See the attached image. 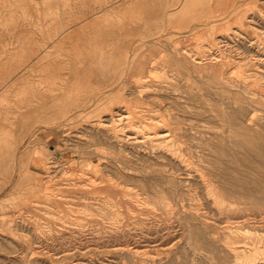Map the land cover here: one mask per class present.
<instances>
[{"label":"rangeland","instance_id":"obj_1","mask_svg":"<svg viewBox=\"0 0 264 264\" xmlns=\"http://www.w3.org/2000/svg\"><path fill=\"white\" fill-rule=\"evenodd\" d=\"M79 1L0 0V138L18 149L10 180L0 153V264H248L231 230L264 236V188L254 179L242 210L232 203L229 160L242 151L223 114L236 103L253 118L236 137L261 141L264 85L245 76L264 73V0H158L156 23L142 0L141 32L130 49L109 42L110 54L126 53L100 74L79 60L118 27L75 42L76 22L106 4ZM121 106L140 139L171 135L133 143L111 122Z\"/></svg>","mask_w":264,"mask_h":264},{"label":"bare ground","instance_id":"obj_2","mask_svg":"<svg viewBox=\"0 0 264 264\" xmlns=\"http://www.w3.org/2000/svg\"><path fill=\"white\" fill-rule=\"evenodd\" d=\"M174 14H172V16H174ZM222 21V20H221ZM209 24V23H207ZM201 26V25H200ZM193 27V26H191ZM191 27L189 29H191ZM188 29V30H189ZM187 31V30H186ZM189 33V32H188ZM175 39V38H174ZM183 39V38H182ZM232 39V38H231ZM229 39V40H231ZM247 42L250 41V44L252 45V51H254L256 54H260L261 49H263V45L262 43H258V39L256 38H251L250 36L246 37ZM205 40V39H204ZM208 40V39H207ZM206 41V40H205ZM219 41V40H218ZM227 43H229L228 41H226ZM257 42L256 46L255 45ZM176 43V42H175ZM249 43V42H248ZM247 43V44H248ZM223 46V45H222ZM178 50V47H176ZM175 48V49H176ZM237 49V48H236ZM221 54V53H220ZM190 57L192 55H189ZM186 57V56H185ZM220 57V56H219ZM264 59V58H263ZM179 60V61H178ZM173 62L171 63H177L175 66H178V64H182L181 58H178L175 56V59L171 60ZM186 61V60H185ZM202 59L199 57H191L190 60H187L186 63H190V64H195V65H201L202 63ZM136 66V65H135ZM152 67V66H151ZM135 68V67H134ZM138 68V67H137ZM151 69V68H149ZM239 70V69H238ZM137 71V70H136ZM127 72V71H126ZM150 73V72H149ZM242 74V73H241ZM257 74V75H256ZM146 75H148L146 73ZM143 76V75H142ZM149 79H153L155 80V77H152V74H149ZM246 79H255L256 81H258L259 83L264 85V80L262 78H264V73L257 71L255 69L250 71L249 74H246ZM238 78V77H237ZM242 79V78H240ZM152 82V81H151ZM149 83V82H148ZM242 91V90H241ZM97 99V98H96ZM95 99V100H96ZM241 102V101H240ZM261 104V102L259 103ZM234 106H231V110H229L228 113L224 112L225 114L224 117L226 118L227 121V126L229 128V139H230V144L229 146H233V147H238L241 148L242 151V155L240 156L239 154H235L232 158H230L229 162L231 163V167L233 168V179L231 181V187H230V191L229 194L231 195V200L232 203H235L234 205H236V207L241 211L242 207L240 206L241 204H244L246 200L249 199V197L253 194L256 193V190L252 187V181L255 179L256 183L258 185H261L264 188V132L259 133V136H256L259 138V140H261L259 143H252L250 142L247 138H240L238 139L237 136V132L240 133L241 130L243 132H246L247 128L245 127L246 124H250L253 121V118H249L246 119L245 118V114L243 113V111L239 108V106H237L236 103H233ZM122 107V106H121ZM124 108V109H123ZM118 109V108H117ZM115 110V109H114ZM234 110H238V115L239 114H244L241 116H237V118L233 119V117H231V115L235 116V112H233ZM119 111H121L119 114L117 113V117L113 118L111 117V122H116L121 124L126 130L123 131V134L128 136V138L131 139V141L133 143H140L145 141V139L148 138H154L157 140H161L164 141V139L168 138L171 134L170 131L165 132V133H158L157 131H150L148 133H146L145 135V139H140L139 138V134L138 131L136 130V128L134 126L130 125V116L131 113L125 108L122 107ZM208 111V110H207ZM255 111V110H254ZM258 111V110H257ZM161 115V114H160ZM164 117V116H163ZM166 118V117H164ZM165 122V121H164ZM109 126V125H108ZM129 127V128H128ZM123 128V129H124ZM255 129V128H254ZM145 131V130H144ZM143 131V132H144ZM126 132H129L126 133ZM252 132V131H251ZM4 133V132H3ZM248 133V132H247ZM250 134V133H249ZM251 135V134H250ZM148 137V138H147ZM246 137V136H245ZM173 138V137H172ZM1 140V138H0ZM258 140V139H257ZM2 141V145H3V149H0V153L5 152V157H2L3 163H4V167L6 169H8V171L6 172V179H11L13 176V166L15 163V156H16V150L17 149V143L15 141L11 142L12 144H10V142H8L6 140V138L4 137ZM167 141V140H165ZM257 142V141H256ZM173 150V149H172ZM233 150V148H232ZM237 150V149H236ZM240 150H238L239 152ZM234 152V151H233ZM33 154V152L31 153V155ZM179 155V154H178ZM34 155H32L33 157ZM182 157V156H181ZM188 157V156H187ZM185 161V160H184ZM225 161V159H224ZM228 161V160H227ZM4 173V172H3ZM0 170V174H3ZM21 173V172H20ZM22 174V173H21ZM75 179V178H74ZM91 180V179H90ZM93 180V179H92ZM8 180L5 179H1L0 177V183L3 186L4 182H7ZM81 182V181H80ZM86 182V181H85ZM32 184V183H31ZM93 184V183H92ZM33 185V184H32ZM44 185V184H42ZM7 186V185H6ZM20 187H22V184L16 183V186L14 187V189H19ZM70 187V186H69ZM213 189V188H212ZM22 190V189H21ZM220 191V190H219ZM258 191H262L264 193V190L258 189ZM221 193V192H220ZM51 194V193H50ZM62 195V194H61ZM12 196V195H11ZM68 196V195H67ZM212 196V195H211ZM11 198V197H10ZM46 198V197H45ZM53 198V197H52ZM64 198V197H63ZM107 201V200H106ZM66 202V201H65ZM70 202V201H69ZM104 202V201H103ZM52 203V202H51ZM106 203V202H105ZM104 203V204H105ZM220 203V202H219ZM231 203V202H228ZM53 204V203H52ZM73 204V203H72ZM82 204V203H81ZM83 204L85 205V203L83 202ZM106 205V204H105ZM223 205V202L221 204V206ZM229 205V204H227ZM233 205V206H234ZM19 206V205H18ZM37 206V205H36ZM43 206H45L43 204ZM76 206V205H75ZM111 206V205H110ZM231 206V205H230ZM59 207V206H58ZM112 207V206H111ZM224 207V206H223ZM227 208V206H225ZM45 208V207H43ZM42 208V209H43ZM50 208V207H48ZM114 208V206H113ZM233 208V207H231ZM235 208V206H234ZM85 210L92 211V208L90 209V207L85 206L84 207ZM244 209V207H243ZM252 209V207H251ZM50 210V209H49ZM103 210V209H102ZM221 210V209H218ZM45 211V210H44ZM55 211V210H54ZM95 211V210H94ZM234 211V210H233ZM253 211V209H252ZM51 212V211H50ZM56 212V211H55ZM63 212V211H62ZM116 212V211H115ZM263 212V211H262ZM48 213V212H47ZM58 214V213H57ZM66 215V214H65ZM51 216V215H50ZM219 217V216H218ZM243 217V215H242ZM221 218V217H220ZM64 219V218H63ZM78 224V223H77ZM239 227V226H238ZM233 232H235L236 234H238L239 232H241L240 234L245 238L244 240H242V242H244L243 245H236V246H232L231 248L234 250L235 252V257L238 260H242L247 262L248 264H254L255 261L257 259H264V236L261 237H257L254 234H256L254 231L249 230V229H245L244 231L241 230H231ZM216 233V232H215ZM231 235V234H230ZM217 236V235H216ZM209 239V238H208ZM207 239V240H208ZM214 239V238H213ZM230 240L233 239H239L238 235L237 236H229ZM236 242H240V241H236ZM163 246V245H162ZM198 247V246H196ZM163 248V247H162ZM164 249V248H163ZM218 257V256H217ZM220 259V258H219ZM244 262V263H245ZM257 264V263H256Z\"/></svg>","mask_w":264,"mask_h":264},{"label":"crops","instance_id":"obj_3","mask_svg":"<svg viewBox=\"0 0 264 264\" xmlns=\"http://www.w3.org/2000/svg\"><path fill=\"white\" fill-rule=\"evenodd\" d=\"M64 1L65 3H69V5L66 4L67 6L74 7V5H72V2H74V0H62V2ZM75 1H77V3L81 2L79 0ZM105 2V5L95 7L97 11L94 10V13H88L89 15L85 18L88 19L87 21L76 22L78 27L72 28L68 32L70 35L69 37L74 36L73 40L75 39V42L81 43L85 40H88V37L86 35L84 36V34H87V32L96 30L102 31L105 29L103 27H108L111 29V26H115V24L118 27L117 30H114L113 32L109 30L108 34H106L104 37H101L100 39H97L99 41L97 43H95L96 39L93 38L95 42L90 47L93 51L84 58V61L79 60L80 63L85 62L87 64L89 62L88 64H91V67H89V71L95 74L103 73L106 70L105 68L109 67L110 63H113L115 59H119L125 56L126 52H124L123 55L118 53L117 56L119 57H117L115 54H110V48L106 49L110 41L119 42L120 44L118 43L117 48L120 47L130 49L131 41L129 42V40H134L141 32L140 30L143 10L142 0H105ZM157 2L158 0H146L148 9L150 10L148 19L150 21L152 20V22L153 20L156 21L157 15L159 13L157 12ZM61 7H64V5L62 4ZM185 7L187 8V6L183 5L184 11L186 9ZM178 8L180 9L181 6L174 8L175 10H173V13H175L174 18L171 20V25L173 26V28L181 27V25L184 24V22L177 17L179 16L178 12H176ZM152 22L150 24H152ZM119 25H122L123 27H120ZM77 29L80 30L83 36L80 35L81 33L78 32ZM85 30L87 31L86 33ZM90 40L92 41V39ZM94 49L96 53L94 52ZM113 57H115V59ZM75 70L77 72H82L80 68H76ZM136 70L137 69H134L133 72H135ZM90 83L93 84L90 87L97 88L101 86L99 79H96V77H93L90 80ZM80 87L84 86L82 85Z\"/></svg>","mask_w":264,"mask_h":264}]
</instances>
